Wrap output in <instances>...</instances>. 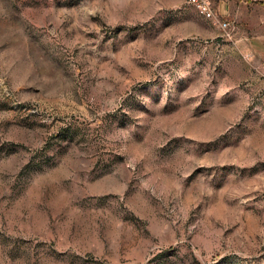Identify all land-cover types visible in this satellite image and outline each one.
I'll return each mask as SVG.
<instances>
[{"label": "rangeland", "instance_id": "obj_1", "mask_svg": "<svg viewBox=\"0 0 264 264\" xmlns=\"http://www.w3.org/2000/svg\"><path fill=\"white\" fill-rule=\"evenodd\" d=\"M243 36L186 0H0V264H264Z\"/></svg>", "mask_w": 264, "mask_h": 264}, {"label": "crops", "instance_id": "obj_2", "mask_svg": "<svg viewBox=\"0 0 264 264\" xmlns=\"http://www.w3.org/2000/svg\"><path fill=\"white\" fill-rule=\"evenodd\" d=\"M217 6L222 21L233 19V34L244 35L242 42L264 56V0H219Z\"/></svg>", "mask_w": 264, "mask_h": 264}, {"label": "built area", "instance_id": "obj_3", "mask_svg": "<svg viewBox=\"0 0 264 264\" xmlns=\"http://www.w3.org/2000/svg\"><path fill=\"white\" fill-rule=\"evenodd\" d=\"M187 4L194 7L198 14L207 20H212L216 23L220 29L225 33V36L229 37L233 33V26L228 21L220 20L215 14V1L216 0H186Z\"/></svg>", "mask_w": 264, "mask_h": 264}, {"label": "trees", "instance_id": "obj_4", "mask_svg": "<svg viewBox=\"0 0 264 264\" xmlns=\"http://www.w3.org/2000/svg\"><path fill=\"white\" fill-rule=\"evenodd\" d=\"M219 0H216V2H218ZM246 1V0H245Z\"/></svg>", "mask_w": 264, "mask_h": 264}]
</instances>
